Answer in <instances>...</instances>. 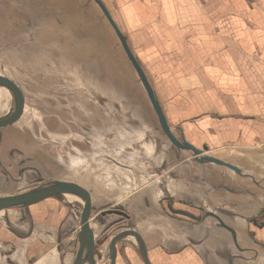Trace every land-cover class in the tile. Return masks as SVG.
Listing matches in <instances>:
<instances>
[{
  "label": "crops",
  "instance_id": "obj_1",
  "mask_svg": "<svg viewBox=\"0 0 264 264\" xmlns=\"http://www.w3.org/2000/svg\"><path fill=\"white\" fill-rule=\"evenodd\" d=\"M116 2L131 23L134 22L135 29L146 28L139 33H146L148 39H152V33L163 36L166 69L169 36L178 35V46L185 50V62L193 69L178 74L165 72L164 81L172 84L160 93L152 82L155 93L178 138L184 134L198 147L207 145L209 150L204 155L222 159L237 171L211 161H200L193 153L161 156L157 152L156 158L143 153L138 157V166L121 164L131 171L126 178H132L119 188L112 187L124 194L123 201L111 206L106 203V187L101 190L89 178L83 187L89 193L92 210L100 214L97 221H91L96 245L95 250L93 245L92 259L85 251L79 264H147L139 240L130 233L139 236L151 264L261 261L264 239L260 235L252 237L248 230L252 219H261L253 209H264V204L250 201L253 194H260L250 190L253 185L246 186V181L237 179H245V175L234 154L243 152L245 162L264 160V0ZM131 47L135 50L134 44ZM135 53L139 61L147 54L141 48ZM174 146L179 151L187 149ZM251 150H260L256 153L259 156L248 154ZM237 174L240 175L237 177ZM251 178L256 183L257 178H264V171L259 176L254 172ZM130 197L133 203L125 201ZM71 205L63 200V206ZM110 207H122L128 216L122 224H117L119 227H110L121 219L120 215L105 211ZM66 210L47 199L27 208L1 210L0 264L13 263L14 257L8 256L11 249L21 252L27 248H31L33 257L37 255L36 264H73L81 247L83 224L76 213L68 210L66 214ZM179 210L196 218L175 212ZM212 213L218 214L234 230L220 226ZM123 224L131 230L124 229ZM107 234L111 235L108 247L116 234H122L117 241L120 246L122 241L133 238L131 247L125 252L116 248L115 260L110 252L105 259L98 248L105 241L101 238Z\"/></svg>",
  "mask_w": 264,
  "mask_h": 264
},
{
  "label": "rangeland",
  "instance_id": "obj_2",
  "mask_svg": "<svg viewBox=\"0 0 264 264\" xmlns=\"http://www.w3.org/2000/svg\"><path fill=\"white\" fill-rule=\"evenodd\" d=\"M102 1L114 14L130 47L134 44L135 50L131 49L137 59L140 60L135 51L141 48L147 52L141 56L142 67L160 93L172 84L164 81L165 72L178 74L193 69L185 62V50L178 46L177 34L170 35L171 41L167 42L166 69L163 36L152 33V39H148L146 33H139L143 27L135 29L117 0ZM0 76L13 83L21 97L15 118L0 127L2 196L26 193L54 180L83 187L90 178L101 190L106 187V203L111 206L123 201L124 194L112 187L119 188L132 178H126L131 171L121 164L138 166V157L143 153L155 158L158 153H192L189 148L179 151L162 130L138 72L95 0H0ZM14 103L12 92L0 84V116L8 110L9 113ZM259 151L248 154L256 157ZM242 153L234 156L242 165L245 179L238 177L240 174L237 179L246 181V186L253 185L251 191L259 192V196L249 197L250 201L264 204V178H257L256 183L251 178L254 172L259 176L264 171V160L245 162ZM46 199L67 209L66 214L68 210L76 213L83 223L81 197L65 193ZM63 200L72 205L63 206ZM125 201L134 200L130 197ZM110 208L105 211L111 212ZM253 212L261 217L264 209ZM57 214L58 211L55 217ZM98 214L91 211L90 227ZM121 226L131 230L129 225ZM259 235L264 239V231ZM109 236L101 238L105 241L98 248L105 259L110 252ZM131 239L122 241L121 246L116 243L117 250L125 252L131 247ZM11 250L8 256L14 257L12 264H36L38 260L31 248ZM260 256L261 261L253 259L245 264H264V248Z\"/></svg>",
  "mask_w": 264,
  "mask_h": 264
},
{
  "label": "water",
  "instance_id": "obj_3",
  "mask_svg": "<svg viewBox=\"0 0 264 264\" xmlns=\"http://www.w3.org/2000/svg\"><path fill=\"white\" fill-rule=\"evenodd\" d=\"M95 1L101 7L104 14L108 18L109 22L113 26L115 32L117 33V35H118V37H119V39L123 45L124 50L126 51L129 59L131 60L132 64L134 65L136 71L138 72L140 80L142 81V83H143V85L147 91V94L149 96V99L152 103V106H153V108H154V110L158 116V119L160 120V126H161L162 130L164 131V133L167 135V137L174 144L191 149L193 151L194 155L200 161H211V162H214L217 164L228 166V167H230L236 171L237 170L236 167L233 166L232 164H230V163H228L222 159L210 156V155H204V151L199 149L194 144H192L189 140H187V138L185 136H182V139H179L173 133V130L171 129V125H170L168 118L164 112V109L162 108V105H161V103H160V101H159V99L155 93V90H154L151 82L149 81L141 63L139 62V60L137 59V57L133 53V51H132V49H131L128 41H127L126 36L124 35L122 30L118 26L117 22L115 21L114 17L110 13L106 4L102 0H95ZM0 84L6 86L12 92L13 97L15 99V103H14V106H13L11 112H9L4 117L0 118V127H2L4 125L8 124L10 121H12L15 118V116L17 115V113L20 109V106H21V97L19 95V91H18L17 87L13 83L9 82L8 80H6L5 78H3L1 76H0ZM205 149L208 150V147H205ZM65 193L76 194V195L80 196L84 201L83 204H84L85 209H84V215H83L81 247H80L77 259L75 261V264H79V261L81 260V257L85 251L87 252V255L89 256V258L92 259L93 243H94V239H93V236L91 234V228H90V225L88 223V220L90 218L91 201H90V196H89L88 192L84 189V187H82L81 185H79L77 183L71 182V181L54 180L51 182H47L43 186L38 187V188L31 190L29 192H26V193H22V194H18V195H12V196L0 195V210H8V209H15V208H27L31 204H35L41 200L52 197L53 195L65 194ZM175 212L182 213V214L190 216L192 218L193 217L196 218L194 214L186 212L184 210H179V211H175ZM131 234L139 240V244H140V247L142 249L143 255L147 261V264H151V262L148 259L147 253L145 252L144 246H143L141 240L139 239V236L135 233H131ZM120 237L121 236H118L111 243L112 256L114 258L113 260H115L114 255H115V251H116V243H117L118 239H120Z\"/></svg>",
  "mask_w": 264,
  "mask_h": 264
},
{
  "label": "flooded vegetation",
  "instance_id": "obj_4",
  "mask_svg": "<svg viewBox=\"0 0 264 264\" xmlns=\"http://www.w3.org/2000/svg\"><path fill=\"white\" fill-rule=\"evenodd\" d=\"M182 136H185L184 134H180V138L182 139ZM179 138V139H180ZM193 144V143H192ZM196 146V145H195ZM198 147V146H197ZM205 147H208L207 145L206 146H203V148H201V147H198L199 149H201V150H203V151H205L206 149H205ZM208 150H209V147H208ZM192 151V150H191ZM192 153H193V151H192ZM194 154V153H193ZM195 156V155H194ZM196 157V156H195ZM197 158V157H196ZM83 208H84V204H83ZM92 208V207H91ZM85 209V208H84ZM84 209H83V211H84ZM91 211L92 210H90V215H91ZM119 212V213H118ZM111 214H115V215H120V217H121V219H120V221H117V222H114V223H111V225H110V227H113L114 225H117V224H120L121 222H123L125 219H126V217H128L127 215H126V213L123 211V209H122V207H119V208H115V209H113V210H111ZM211 216H216L217 217V219H218V222H219V225L220 226H223V227H225L226 229H228V230H230V231H233L234 229H233V227H231L230 225H228L222 218H220V216L218 215V214H215V213H212V215ZM83 224V223H82ZM250 227H249V230H248V233L249 234H251V236L252 237H257V236H259V232H263L264 231V213H262L261 214V219H252L251 220V222H250V225H249ZM251 226H253V228H254V231H252V227ZM31 232H32V230H31ZM131 234V233H130ZM132 235V234H131ZM118 236H122V234L121 235H117L116 234V236H115V238H117ZM114 238V239H115ZM121 238V237H120ZM113 239V240H114ZM254 239V238H253ZM112 240V241H113ZM119 240V239H118ZM112 243V242H111ZM111 243H110V245H109V250H110V253L112 254V250H111ZM96 244V243H95ZM96 245H94V250H95V247ZM73 264H75V262L73 263Z\"/></svg>",
  "mask_w": 264,
  "mask_h": 264
},
{
  "label": "bare ground",
  "instance_id": "obj_5",
  "mask_svg": "<svg viewBox=\"0 0 264 264\" xmlns=\"http://www.w3.org/2000/svg\"><path fill=\"white\" fill-rule=\"evenodd\" d=\"M9 97V96H8ZM12 98V97H11ZM10 100L8 99V104H9V106H11V104H10V102H9ZM8 106V107H9ZM10 108V107H9ZM8 110V109H7ZM9 111V110H8ZM8 111L4 114V115H2V116H0V118H2V117H4L5 115H7V113H8ZM11 112V111H10Z\"/></svg>",
  "mask_w": 264,
  "mask_h": 264
}]
</instances>
